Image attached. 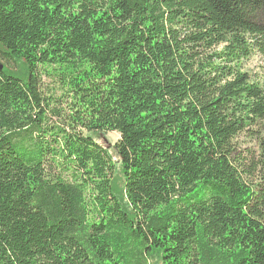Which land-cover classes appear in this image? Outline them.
I'll return each mask as SVG.
<instances>
[{"label": "trees", "instance_id": "16d2710c", "mask_svg": "<svg viewBox=\"0 0 264 264\" xmlns=\"http://www.w3.org/2000/svg\"><path fill=\"white\" fill-rule=\"evenodd\" d=\"M256 55L264 0H0V264H264Z\"/></svg>", "mask_w": 264, "mask_h": 264}, {"label": "rangeland", "instance_id": "374dc122", "mask_svg": "<svg viewBox=\"0 0 264 264\" xmlns=\"http://www.w3.org/2000/svg\"><path fill=\"white\" fill-rule=\"evenodd\" d=\"M245 70L250 71L253 74H260L264 77V57L261 55L254 56L246 65ZM42 87L45 89L46 94H51L50 90L56 89V83L54 78L45 76L42 79ZM120 139V135L116 132L108 133L103 137L102 142L108 147L109 153H117L115 149L111 148V145L117 143ZM242 143L246 145V140L241 139ZM247 145H249L247 141Z\"/></svg>", "mask_w": 264, "mask_h": 264}]
</instances>
